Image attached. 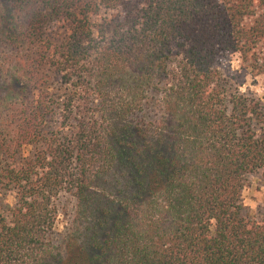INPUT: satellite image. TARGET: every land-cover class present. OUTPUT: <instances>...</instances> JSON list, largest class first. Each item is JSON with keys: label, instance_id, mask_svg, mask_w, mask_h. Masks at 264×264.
Returning a JSON list of instances; mask_svg holds the SVG:
<instances>
[{"label": "trees", "instance_id": "trees-1", "mask_svg": "<svg viewBox=\"0 0 264 264\" xmlns=\"http://www.w3.org/2000/svg\"><path fill=\"white\" fill-rule=\"evenodd\" d=\"M232 58L264 76V0H0V264H264Z\"/></svg>", "mask_w": 264, "mask_h": 264}, {"label": "rangeland", "instance_id": "rangeland-1", "mask_svg": "<svg viewBox=\"0 0 264 264\" xmlns=\"http://www.w3.org/2000/svg\"><path fill=\"white\" fill-rule=\"evenodd\" d=\"M255 17L245 19L246 25H251ZM225 73L232 77L235 86H239L241 92H252L264 100V76H253L245 73L241 63L236 58L224 61L222 66ZM28 151L26 152V154ZM59 214L57 217L56 233L62 231L71 211L72 203L66 196L58 199ZM13 192L0 188V212L7 214L13 206ZM243 203L245 213L252 217H262L264 214V178L261 172L254 173L248 177L246 187L243 190ZM56 243L60 239H53Z\"/></svg>", "mask_w": 264, "mask_h": 264}]
</instances>
